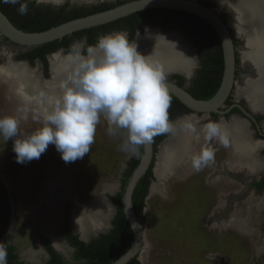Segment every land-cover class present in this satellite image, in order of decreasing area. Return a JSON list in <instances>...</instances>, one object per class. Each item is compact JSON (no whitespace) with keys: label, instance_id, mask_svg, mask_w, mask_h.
<instances>
[{"label":"rangeland","instance_id":"rangeland-1","mask_svg":"<svg viewBox=\"0 0 264 264\" xmlns=\"http://www.w3.org/2000/svg\"><path fill=\"white\" fill-rule=\"evenodd\" d=\"M117 1L127 0H62L61 3H67L72 8H90ZM214 5L217 12L229 23L233 21V14L229 10H222L218 4ZM143 35L142 32L140 36ZM234 36L238 49L242 46V38L235 33ZM183 41L191 52L193 63L191 78L184 80L185 88L189 90L191 81L199 69L200 59L198 47L191 40ZM243 41L245 42L244 39ZM78 48L74 46L75 53ZM25 50L16 48L0 37V62L3 65H16L15 56ZM72 56L73 54L70 57ZM237 62L238 74L234 97L231 100L250 108L249 101L238 89L243 80L253 78L255 73L244 66L241 53L237 54ZM1 74L0 78L5 80L9 87L14 78ZM4 86V83H0V117L7 114L17 117L20 120L21 135H30L42 127L44 118L35 114L30 117L31 114L24 113L26 101L15 97L14 91L7 94L3 90ZM8 95L14 98L11 99ZM253 111L261 113L264 131V111ZM231 119L238 118L232 115L229 119L219 118L217 121L215 118L199 116L195 122L201 128L200 134L197 133L193 145L186 150L182 168L166 176L161 191L150 194L152 185L157 183L156 176L154 177L143 212L144 257L139 260L141 264H264V190L255 192L247 186L263 175L260 173L264 169L263 142L256 139L252 131H248L250 141L257 145L255 159L263 167L251 172L248 155L232 150L231 143L234 138L228 131H225L228 146L218 138L205 140L204 125L209 120L228 124ZM126 135L127 133L121 131L117 136L110 137L107 134V122L102 117L97 126L95 142L90 152L82 159L66 163L55 146L49 145L38 160L34 159L26 164L16 162L13 139L5 142L0 137V171L11 184L17 198V220L10 244L21 259L30 261L26 252L29 248L38 246L41 253L30 262L45 261L47 257L40 248L37 237V232H41L49 239L52 237L63 249L60 254L69 264H74L72 250L57 236L65 202L71 205L70 224L79 237L80 231L72 225V210L75 204L92 208L94 202L101 200L110 208L109 216L104 219V226L89 230L82 237L84 241L108 230L109 219L114 213L108 196L119 193L122 174L129 159V154L120 150ZM164 143L158 145L157 152ZM206 148L213 150L214 159L196 171L193 168V157ZM222 159L227 164L223 166L224 172L225 167H230L234 177L229 179L226 174H222L219 181L208 178L206 183V176L210 170L221 167L219 162ZM227 159L229 161H226ZM235 170L238 171V176Z\"/></svg>","mask_w":264,"mask_h":264},{"label":"clouds","instance_id":"clouds-1","mask_svg":"<svg viewBox=\"0 0 264 264\" xmlns=\"http://www.w3.org/2000/svg\"><path fill=\"white\" fill-rule=\"evenodd\" d=\"M19 5L18 13L27 15V0H2ZM77 67L69 77L70 83L60 85L62 96L54 100V107L44 117L43 126L30 135H21L20 120L14 116L0 117V137L13 139L16 162L26 164L38 160L49 145H54L64 162L82 159L95 142L97 126L103 117L107 134L127 133L120 150L139 157L140 146L150 144L154 137L175 133V122L169 119L171 96L166 73L161 65L137 50L126 32H113L98 37L87 48V56H73ZM183 129L195 132L191 122ZM205 140H221L227 144L226 134L217 121L204 125ZM214 159V152L206 148L193 157V168L199 171ZM8 252L0 243V264H8Z\"/></svg>","mask_w":264,"mask_h":264},{"label":"trees","instance_id":"trees-1","mask_svg":"<svg viewBox=\"0 0 264 264\" xmlns=\"http://www.w3.org/2000/svg\"><path fill=\"white\" fill-rule=\"evenodd\" d=\"M27 2L29 8L27 15H20L18 13L19 5L5 4L2 0H0V11L16 29L26 33H37L69 20L116 7L125 1H117L111 4L103 3L90 8L73 7L71 9H68V4L53 8L47 5H37L34 1L30 0H27ZM202 3L207 7H213L212 3L208 1ZM140 22L153 25L161 24V26H165L166 24L169 28H178L192 39L193 44L198 47L200 63L199 69L191 81V88L189 90L186 89V91L197 100L204 101L213 97L219 87L223 70L222 50L218 36L207 22L195 15L182 11L170 9H149L140 11L109 24L79 31L67 35L60 40L34 47L33 50L21 55L19 58H28L31 62L34 58H39L45 65V53L52 52L61 46L65 50H68V43L72 38L79 39L84 35L87 37L85 47V52H87L88 46L94 45L97 42L98 31L102 34H106L114 29H124L130 32L129 40L131 41L134 32L137 30L141 31ZM172 78L176 80V84L180 87L185 83L184 79L179 75H173ZM229 100L230 96L226 103L229 102ZM233 111H237V109H233ZM189 112L190 111L180 104L178 100L171 96V107L169 109V119L171 121H173L175 117L188 114ZM122 132L126 133L125 131ZM166 136L167 133L154 137L152 142L154 152L157 151L158 144L166 138ZM139 153V157H132L129 155L126 168L122 174L120 191L116 195L108 197V200L115 207V213L110 222V229L96 234L86 242L80 240L78 235L70 230V205H65L59 237L73 249L74 264H111L130 248L133 237L121 209V196L126 181L138 164L142 153V146L139 148ZM153 162L137 183L131 197L132 207L140 224L144 223V200L148 194L149 185L154 180L152 174ZM256 185L262 187L264 186V181ZM8 222L9 204L4 187L0 182V237L5 232ZM38 237L41 240L42 249L49 256L45 264H69L52 248L49 240L43 234L38 232ZM11 238L12 236L4 242V246L8 252V264H28L19 259L16 249L9 243ZM127 264L140 263L137 258H133Z\"/></svg>","mask_w":264,"mask_h":264},{"label":"bare ground","instance_id":"bare-ground-1","mask_svg":"<svg viewBox=\"0 0 264 264\" xmlns=\"http://www.w3.org/2000/svg\"><path fill=\"white\" fill-rule=\"evenodd\" d=\"M41 1L60 3L62 0ZM212 1L216 5L218 4L220 9L229 10L233 14V21L228 24L234 32L242 34L245 40L244 48L240 49L242 62L245 67L252 69L255 73L253 78L242 81L238 91L249 101L252 111L254 109L264 111V3L262 0ZM134 42L137 44L140 54L158 62L165 72L175 70L185 76L188 75L192 65L191 52L183 39L177 35H163L147 30L142 37H137ZM72 57L50 59L53 81L48 84L41 82L36 72H30L25 66L19 64L12 67H9L8 64L7 66L1 65L0 74L14 77L15 80H11L12 83L7 87L12 93L14 91L15 97L36 104L40 110L48 114L54 107V100L62 96L63 90L60 85L70 83L69 77L77 67V62H74ZM185 122H191L195 127L197 126L192 117L175 121V133L169 134L157 155V163L154 167V177L156 176L157 183L152 185L150 194L161 191L162 182L166 176L182 168L186 150L192 145L197 133H200L199 128H196L195 132L184 130L182 125ZM220 124L222 131L224 133L228 131L234 138L231 144L233 149L249 156L248 162L252 171L259 170L262 165H259V161L254 156L257 145L250 141L244 124L236 119L229 124L222 122ZM262 203L264 205V196ZM88 208L87 205L75 204L72 210V225L80 231L82 240H84L82 237L92 228H102L104 219L110 213V208L101 200H97L92 208ZM50 240L54 249L63 253L62 247L52 237ZM40 253L38 246L31 247L26 252L30 261L38 257Z\"/></svg>","mask_w":264,"mask_h":264},{"label":"water","instance_id":"water-1","mask_svg":"<svg viewBox=\"0 0 264 264\" xmlns=\"http://www.w3.org/2000/svg\"><path fill=\"white\" fill-rule=\"evenodd\" d=\"M33 1H35L38 4L49 5L53 8H58L62 4H64L61 2L52 3L41 0H33ZM209 1L212 2L213 4H216L212 0ZM262 1L264 3V0ZM202 2H203L202 0H127L116 7L101 12L93 13L84 17H79L73 20H69L55 27L37 33H26L16 29L5 17V15L0 11V37L5 42L14 45L18 49H31L46 43L60 40L67 35H71L79 31L109 24L116 20L127 17L131 14L144 10L170 9V10H177L195 15L200 19L204 20L205 22H207L214 29L215 33L218 36L222 50V58H223L222 76L219 87L216 93L213 95V97L203 101V100H197L193 96H191L186 91L185 83L180 87L176 83L168 79L172 75H179L184 80H189L192 76V68L190 69L187 76H184L179 71H175V70L165 72L166 84L168 87L169 94L172 97H174L176 100H178V102L182 104L187 110L190 111L188 114H183L181 116L176 117L173 120V122L188 117H192L194 121L198 119L199 116L213 118L212 115L217 116V121L219 118L224 120V116L226 114H229L233 109H237L242 116L249 119L252 123L255 124L257 134L260 137H264L261 131H259V127L256 125L255 119L252 116V115H261V113L252 111L245 104L241 106L238 102H235L229 108L223 110V107L225 106L228 97L230 96V100L234 97L236 70H237L236 60H237L238 51H237V47L234 46L232 39L233 31L230 28L228 21L227 20L225 21L221 17L220 13H218L214 7H207ZM172 34L180 37L178 33L175 31L172 32ZM137 37H140V35L137 34L132 39V41H135ZM1 60L2 59L0 58V61ZM1 65H3L2 62H0V66ZM261 124L260 126H262ZM197 128L199 127L197 126ZM169 134L170 133H167L166 138H164L161 143L166 142ZM158 152H154V147L152 142L150 144H146L142 146V153L138 161V164L131 172L130 177L126 181V184L123 188V192L121 196V209L125 217V220L130 228V231L132 233L133 241L130 248L111 264H127L133 258H137V260H141L144 257L143 224H140L135 216L132 207L131 197L137 183L147 172L153 160L154 162L152 166V173L154 177V167L156 164V157ZM0 182L4 187L9 204L8 226L5 232L3 233V235L0 237V243H4L10 236H12L15 228V224L17 220V200L8 180L2 174L1 171H0Z\"/></svg>","mask_w":264,"mask_h":264},{"label":"flooded vegetation","instance_id":"flooded-vegetation-1","mask_svg":"<svg viewBox=\"0 0 264 264\" xmlns=\"http://www.w3.org/2000/svg\"><path fill=\"white\" fill-rule=\"evenodd\" d=\"M30 1H33V0H30ZM35 2V1H34ZM203 2H205V1H203ZM208 2H210L209 0H208ZM35 4H37L38 5V3H36L35 2ZM64 4H67V3H64ZM64 4H62V5H64ZM40 5H42V4H40ZM61 5V6H62ZM214 5V4H213ZM47 6H49V5H47ZM60 6V7H61ZM215 6V5H214ZM72 7H70L69 5H68V9H71ZM222 17V16H221ZM225 21H226V19L224 18V17H222ZM229 23V22H228ZM140 25H141V31H135L134 32V34H133V36H132V39L137 35V34H139V35H141V33L143 32V34H144V30L146 29V28H148V29H146V30H153V31H156V32H158V33H160V34H163V35H172V32H177L178 33V35L182 38V39H188V40H191L192 41V39L188 36V35H186L185 33H183V32H181L178 28H169L168 26H166V24H165V26H161V24H148V23H143V22H140ZM232 29V28H231ZM232 31H233V29H232ZM113 32H126V33H128V36L130 35V32H128L127 30H124V29H114V30H111L110 32H108V33H106V34H110V33H113ZM234 32V31H233ZM237 36H239V37H241L242 38V46L241 47H239L237 50H238V53L240 54V49H242L243 47H244V41H243V39H244V36L241 34H238V33H236V32H234ZM234 33H233V37H232V39H233V43H234V46L236 47V43H237V41H236V37L234 36ZM106 34H102L101 32H97V37H100V36H102V35H106ZM174 35V34H173ZM141 37V36H140ZM86 39H87V37L84 35V36H82L81 38H79V39H77V38H72L71 40H70V42L68 43V50H65L62 46L61 47H59V48H57L56 50H54V51H52V52H47V53H45L44 54V58H45V65H44V63L42 62V60L41 59H39V58H34L33 59V61L31 62L28 58H23V59H20L19 57L21 56V55H23V54H25V53H27V52H29V51H31V50H33L34 48H31V49H26L25 51H23L22 53H20V54H18V55H16L15 56V60L14 61H16V62H14V64H19V65H23V66H25L26 67V69L28 70V71H30V72H36L37 73V75H38V77H39V79H40V81L41 82H43V83H46V84H48V83H51L52 81H53V79H52V71H51V63H50V59L51 58H54V57H58V58H61V59H65V58H68V57H70L72 54H73V56H87V52H85V47H86ZM132 39H131V41H132ZM66 42V41H65ZM193 42V41H192ZM74 46H78L79 48H78V50H77V52L75 53L74 52ZM19 62V63H18ZM238 62L236 61V64H237ZM8 64V63H7ZM2 66H7V65H2ZM247 68V67H246ZM249 69V68H248ZM237 74H238V70H236V76H237ZM196 75V74H195ZM194 75V76H195ZM13 77V76H12ZM173 77V75L171 76V77H169L168 79L169 80H171V81H173L174 83H176V80L175 79H173L172 78ZM14 78V77H13ZM15 80V79H14ZM0 83H4V91L7 93V94H11V92H9L10 90L8 89V84L6 83V81L5 80H2L1 78H0ZM9 92V93H8ZM8 96H10V95H8ZM12 96V95H11ZM10 96V98L12 99V98H14L13 96L11 97ZM10 102H11V100H9ZM12 104H13V102H11ZM235 102L234 101H232V100H229V102H227V103H225V106L223 107V110L224 109H227V108H229L232 104H234ZM241 106H243L244 104L243 103H240V102H238ZM25 104H27V105H25L24 106V110H23V112L25 113H28V114H31L30 115V117H34V116H32V114H35V115H37V116H39V117H42V118H44L45 116H46V113L45 112H43L42 110H40V108H38V106L36 105V104H31V103H25ZM13 105H15V104H13ZM12 105V106H13ZM34 105V106H33ZM12 111V110H11ZM235 116L236 118H238V119H236L237 121H239L240 123H243L244 124V126H246L247 127V131H252L253 132V135H254V137L256 138V139H258V140H260V141H262L263 142V146H264V137H260L258 134H257V132H256V127H255V124L254 123H252L249 119H247V118H245L244 116H242L240 113H239V111L237 110V111H231L229 114H226L225 116H224V119H229V116ZM5 116H10L9 114H7V115H5ZM4 116V117H5ZM179 116H181V115H179ZM253 116V118L255 119V122H256V125L259 127V131H261V133L264 135V131H263V128H262V126H260V124H261V115H252ZM178 117V116H177ZM213 118H215V119H217V116H212ZM176 118V117H175ZM174 118V119H175ZM240 119V120H239ZM232 120H234V119H231L230 120V122L232 121ZM229 122V123H230ZM228 123V124H229ZM262 125V124H261ZM226 138H227V144H226V146H228V137L226 136ZM162 142V141H161ZM160 142V143H161ZM159 143V144H160ZM158 144V145H159ZM232 144V143H231ZM231 148H232V150L233 151H236L238 154L239 153H241L240 151H238V150H234L233 149V147H232V145H231ZM264 149V148H263ZM229 151H230V149H228L227 150V155H228V157H229ZM157 152V151H156ZM241 154H246V153H241ZM223 157H224V155H223ZM248 158H249V156H248ZM225 160H221L219 163H220V168L219 169H212V170H210V172H209V174L206 176V178H205V182L207 181V179L209 178V179H215V180H220V176L222 175V174H226L228 177H229V179H231V177L233 178L234 176H233V173H231V171H230V167H225L226 168V172H224V170H223V166L224 165H227L226 164V162H224ZM226 161H229L228 159L226 160ZM261 163L259 162V165H260ZM261 168H263V167H261ZM260 168V169H261ZM232 169H233V171H234V168L232 167ZM259 169V170H260ZM251 172H255V171H252V170H250ZM260 173H263V175L261 176V177H259L257 180H255V181H252L251 183H249L247 186H248V188H250V189H253L255 192H258V191H263L264 190V186H262V187H259V186H257L256 184H259V183H262L263 181H264V169H263V171L262 172H260ZM153 174V173H152ZM235 174L237 175L238 174V171H236L235 170ZM231 175V176H230ZM236 175H235V177H236ZM238 176V175H237ZM152 183V182H151ZM207 183V182H206ZM228 184H229V182H227ZM150 186V185H149ZM148 192H149V188H148ZM108 197H110V196H108ZM16 200H17V198H16ZM109 203L111 204V202L109 201ZM66 204H69L70 205V203L69 202H65L64 204H63V211H62V216H61V219H60V223H59V225H58V228H57V236H58V239L60 240V241H62L63 243H65V245L68 247V248H70L71 250H72V259H73V249L64 241V240H61L60 239V237H59V231H60V225H61V222H62V219H63V216H64V212H65V205ZM144 204H145V200H144ZM112 205V204H111ZM114 207V206H113ZM70 209H71V205H70V207H69V227H70V230L72 231V228H71V224H70V221H71V211H70ZM143 212H144V209H143ZM114 213H115V207H114ZM114 213H113V215H114ZM113 217V216H112ZM112 217H110V219H109V222H108V226H109V228L108 229H110V227H111V225H110V222H111V219H112ZM74 234H76L74 231H72ZM41 233V232H40ZM78 235V234H77ZM45 236V235H44ZM37 237H38V232H37ZM48 240H49V242H50V244H51V241H50V239L47 237V236H45ZM78 237H79V235H78ZM92 238V237H91ZM38 239H39V237H38ZM79 239L80 240H82L80 237H79ZM82 241H84V240H82ZM86 242V241H85ZM10 243V242H9ZM39 243H40V248L42 249V247H41V240L39 239ZM11 245V244H10ZM51 246H52V248L54 249V247H53V245L51 244ZM55 250V249H54ZM42 251L46 254V259H45V261L43 262V263H32V262H30V261H28V260H23V259H21L20 258V256H19V254H18V256H19V259L21 260V261H23V262H25V263H28V264H45L46 263V261L48 260V258H49V256L47 255V253L42 249ZM56 251V250H55ZM57 252V251H56ZM58 254H60L59 252H57ZM61 255V254H60ZM62 256V255H61ZM62 258H64L63 256H62ZM64 260L66 261V259L64 258ZM139 261V260H138ZM67 262V261H66ZM73 262H74V260H73ZM68 263V262H67ZM139 263H140V261H139ZM141 264V263H140Z\"/></svg>","mask_w":264,"mask_h":264},{"label":"crops","instance_id":"crops-1","mask_svg":"<svg viewBox=\"0 0 264 264\" xmlns=\"http://www.w3.org/2000/svg\"><path fill=\"white\" fill-rule=\"evenodd\" d=\"M3 80V79H2ZM4 117V116H3ZM9 182V181H8ZM10 184V183H9ZM10 186H11V184H10ZM11 188H12V186H11Z\"/></svg>","mask_w":264,"mask_h":264}]
</instances>
